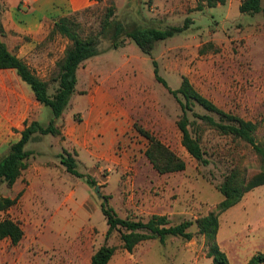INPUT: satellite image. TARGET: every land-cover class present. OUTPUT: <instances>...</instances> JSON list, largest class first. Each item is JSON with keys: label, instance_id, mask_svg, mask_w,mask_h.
Masks as SVG:
<instances>
[{"label": "rangeland", "instance_id": "rangeland-1", "mask_svg": "<svg viewBox=\"0 0 264 264\" xmlns=\"http://www.w3.org/2000/svg\"><path fill=\"white\" fill-rule=\"evenodd\" d=\"M113 1L116 6L114 20L123 25L165 29L169 26L181 27L189 19V29L156 42L151 56L146 55L130 38H126L118 49L112 48L110 38L101 40L97 55L99 59L94 66L107 69L108 74L104 71V76L118 77L116 88L128 87L126 94L119 95L120 98L118 96L115 107L131 106L134 110L133 125L115 149L118 156L125 155V164L96 163L97 174L92 175L91 161L87 158L89 165H77V170L84 176L79 178L68 173L62 165L61 157L65 153L59 151L57 137H43L42 142L33 147L43 151L40 157H34L35 161L64 175L60 181L63 193L51 191L44 198L46 207L51 211L60 210L56 219L57 229H45L46 243L42 247L35 245L30 229L24 222L15 219L24 230V238L18 245H13L11 241L3 245L5 251L16 247L18 252L39 254L47 260L43 264H91L93 255L103 245L116 248L109 264H193V260L177 258L175 261L177 247L163 245L160 241L150 251L135 249V253L128 252L123 248L117 231L106 238L108 225L101 206L106 201L120 218L148 221L152 216L139 213L142 199L145 196L159 195L165 198L169 195L172 213L167 217L171 223L195 222L223 201L219 186L235 165L232 163L233 156L243 158L242 166L248 179L258 172L259 163L250 148L204 125L199 116L211 115L216 121L219 119L190 101L189 108L185 110L189 129L193 136L199 138L209 164L203 165L194 159L183 146L177 125L183 115L178 97L183 102L185 100L181 95L175 97L170 90L177 91L186 77L199 93L221 110L255 122L258 125V140L264 144V13H242L240 7L243 0ZM109 5V0H98L90 5V11L79 17L85 32L90 28L98 29L99 21ZM261 7L264 9V0H261ZM53 38L57 44L55 64H58L72 43L60 34H54L51 40ZM154 61L158 75L168 87L157 80ZM81 68H84V63ZM53 70L48 77V94L51 96L59 88L56 82L57 68ZM135 80L144 91L133 98L131 94L135 91ZM88 87L80 74L76 86L80 90L74 92L66 114L86 113L88 99L84 95L88 93ZM130 97L132 100L128 99ZM43 109L46 118L53 117L49 107L44 105ZM136 125L179 156L186 164L185 170L160 174L154 169L147 157L150 142L140 134ZM8 152L0 151V163ZM88 178L93 184L88 183ZM9 190L5 183L0 184V196L8 195ZM131 196L135 200L131 201ZM82 203H85L83 207ZM240 203L264 208V186L247 193ZM16 213L14 207L10 214L8 211L2 213L0 220ZM251 216L259 224L264 218V209L260 212L255 210ZM227 223L231 224L230 218ZM229 226L234 228V225ZM189 231L193 235L190 240L202 247V253L208 256L209 246L199 233L197 224L194 223ZM225 231L227 234L228 230ZM177 238L176 242L179 243L190 241Z\"/></svg>", "mask_w": 264, "mask_h": 264}, {"label": "crops", "instance_id": "crops-1", "mask_svg": "<svg viewBox=\"0 0 264 264\" xmlns=\"http://www.w3.org/2000/svg\"><path fill=\"white\" fill-rule=\"evenodd\" d=\"M2 1L0 0V4L4 11L0 14V21L5 34L1 40L11 53L27 63L38 78L49 81L48 77L56 65L57 44L54 38L53 40L50 38L55 22L61 17L89 7L98 0ZM98 57L86 60L84 68L80 66L77 71V79L81 74L89 85L88 93L84 95L88 99L86 113L66 114V109L62 117L56 119L61 135H33L27 145V149L30 145L28 150L34 152L29 167L22 172L21 177L9 190L10 193L4 196L14 199L20 195L14 206L17 213L11 214L10 217L24 222L30 229V236H33L35 245L43 247L46 243V228L57 229L56 219L60 210L53 212L46 207L45 196L51 191L63 193V185L60 181L64 175L35 161L34 157H40L43 151L33 147L42 142L43 137H57L59 151L72 154L77 164L89 165L90 163L86 161L88 158L91 161L92 175L97 174L96 163L125 164V155L118 156L115 149L119 140L133 125L134 110L131 106L115 107L118 96L126 94L128 87L116 88L119 78L104 76V71L106 72L107 69L94 66ZM81 70L83 71L80 72ZM106 73L108 74V71ZM25 83L16 70L0 69V151L8 150L11 145L20 141L21 132L26 125L38 122L42 126H47L53 119V117H45L44 105L37 101L33 90L31 89V92ZM133 86L135 91L131 95L135 98V95L138 96L139 92L144 90L136 80ZM128 99L132 100L131 97ZM137 109L138 106L135 111ZM168 196L162 198L159 195H152L143 199L141 197L142 208L138 207L139 213H144L146 216H170L172 204ZM132 199L133 196L130 200ZM84 204L82 203L81 206L83 207ZM11 209L8 210L9 214ZM261 209L264 208L239 203L220 216L217 240L221 250L227 254L230 264H247L255 254L264 253V218L257 224L251 216L255 210L260 212ZM2 213L5 212H0V215ZM228 218L231 219V224L227 223ZM228 225H234V228L231 229ZM225 229L228 230L227 234ZM177 239L179 238L171 236L163 244L177 247L174 254L175 261L184 259L190 262L193 260V264H212V258L202 253V247H199L195 241L179 243L176 242ZM10 241L8 238L0 240V264H43V261H47L39 254L18 252L16 247L5 251L3 243ZM157 241L159 240L143 241L135 249L150 251L156 247Z\"/></svg>", "mask_w": 264, "mask_h": 264}, {"label": "trees", "instance_id": "trees-1", "mask_svg": "<svg viewBox=\"0 0 264 264\" xmlns=\"http://www.w3.org/2000/svg\"><path fill=\"white\" fill-rule=\"evenodd\" d=\"M109 2L110 5L106 9L105 15L99 21L98 29L90 28L89 31L85 32L79 20V17L90 11L92 6L61 17L55 22L50 38L54 34H60L67 37L72 45L66 50L63 59L53 68V71L57 68L58 76L56 75V82L58 81L59 83L58 91L53 96L48 94L49 81L38 78L25 61L7 49L6 44L1 40L5 31L0 21V69L16 70L22 80L31 87L37 101L49 107L53 114V119L47 126H42L38 122L25 126L21 132L20 141L10 146L7 156L0 163V184L5 183L11 189L21 177L22 172L29 167V160L34 155V152L28 150L27 145L32 140L33 135H61V130L56 125V119L62 117L69 106L72 95L76 91L79 67L86 60L99 55V45L102 39L110 38L112 40V48L118 49L126 38H130L146 55L151 56L156 42L183 33L190 26L189 19H186L181 27L169 26L165 29L123 25L114 20L116 6L113 0H109ZM240 10L246 14L264 13V9L261 7V0H243ZM3 11V6L0 4V14ZM153 64L157 80L165 87H168L165 80L158 75L156 62L154 61ZM170 91L175 97L181 95L185 100L183 102L178 97L183 115L177 125L182 134V144L194 159L203 165L209 164L199 138L193 136L189 129L190 123L185 110L189 108L188 103L190 101L197 103L207 112L215 114L219 119V121H216L211 115L199 116L204 125L219 131L233 142L242 143L250 148L259 163V170L248 179L245 174L246 169L242 166L243 158L233 156L232 163L235 165L219 186V190L224 196L223 201L212 212L198 218L195 222L184 221L173 225L167 216L159 215L152 216L148 221L123 219L105 201L101 209L108 225L106 238H109L112 232L117 231L123 243V248L132 253L138 244L151 239H157L162 244L171 236L190 240L193 235L189 229L196 223L199 233L205 237L209 246L208 257L212 258V264H230L227 254L221 250L217 240L220 216L228 209L239 204L247 193L257 187L264 186V144L258 140V125L253 121L245 120L221 110L213 101L199 93L186 77L183 78L177 91ZM137 130L150 142L147 157L154 169L160 174L185 170V162L169 147L141 127L137 126ZM61 163L71 175L79 178L84 177L77 170L78 164L72 154L65 152L61 157ZM88 183L93 184L89 178ZM19 196L14 199L0 196V212H7L14 207ZM5 238L10 239L13 245H18L24 238L23 228L10 216L0 220V240ZM115 252V247L103 245L93 255L91 264H109ZM247 264H264V253L255 254Z\"/></svg>", "mask_w": 264, "mask_h": 264}]
</instances>
